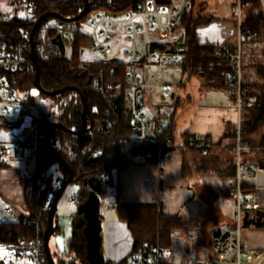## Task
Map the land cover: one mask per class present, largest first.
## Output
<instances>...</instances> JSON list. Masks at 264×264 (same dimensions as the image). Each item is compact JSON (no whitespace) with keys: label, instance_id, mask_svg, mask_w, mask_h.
Listing matches in <instances>:
<instances>
[{"label":"trees","instance_id":"obj_1","mask_svg":"<svg viewBox=\"0 0 264 264\" xmlns=\"http://www.w3.org/2000/svg\"><path fill=\"white\" fill-rule=\"evenodd\" d=\"M27 1L32 5V12L37 18L46 11H57L65 18L72 17L81 11L84 4V0ZM89 1L91 7L88 13L94 10L122 12L135 8L137 4V0ZM240 3L245 10V17L242 19V29L245 34H250L249 37L244 36L245 38L241 42L245 40L256 42L264 49V16H262L259 1L240 0ZM83 17L75 21L54 19L64 26L75 27L83 26L80 22ZM49 18L52 17H47L41 22L33 36L40 67V85L45 90L74 86L83 92L90 109L93 123L89 130L80 135H75L72 132H66L59 128H53L49 134L51 144L64 157L73 171V182L79 185V191L76 194V202L79 203L86 198L89 190L88 185L83 182L84 179L97 176L99 173L107 174V177L101 180L102 194H104L106 187L111 183L113 169H119L122 161L128 160L132 156H139L140 158L146 159L151 158L144 155V150L150 148L151 145L130 138L133 134V129L126 122L127 101L124 97L126 84L123 82L124 86L120 92L109 96L101 93L98 88L92 86L91 82H88V75L95 66L104 64L114 65L116 68L115 74L108 78L115 82L118 80L124 81L123 79L130 63L125 60H94L91 68L86 70L84 74H81L85 62L81 60V55L83 54L84 46L89 42V38L83 34H76L70 47V54H61L58 51L57 45L52 43V39L57 36V29L55 26L46 25V21ZM189 19L186 21L185 12L180 21V28L184 25L183 33L186 36L193 35V21ZM34 22L28 21L23 16L21 9L9 19L0 21V39L6 43L18 40L23 41L28 54L27 60L29 61L31 60L29 58L30 47L28 36ZM45 26L47 27L46 30H42V27ZM43 31L44 36L41 37L40 32ZM179 43L182 45L180 40ZM161 44L150 42L145 52ZM214 49L207 47L204 54L200 52L197 56L194 55L195 57L190 56L189 51L185 49L187 53L186 57H193L194 60L192 59L191 64L198 65L194 68L195 70L192 68L195 72H201L206 75L205 73L208 72V67H212V70H215V72L214 74H209V76H215V79H217V87L221 89H234L225 80V74L230 69L229 65L224 59L214 55ZM257 68L259 75L257 79L254 81L248 80L247 82L242 80L243 95L256 96L254 103L243 104L240 108L241 142L249 147L257 146L260 144L262 138H264V132L260 133L261 128H264V65L258 66ZM33 74V63L32 67L27 70L2 72L1 80L3 83H0V88L1 90L13 89L15 94L21 93L28 98L29 102L36 104V98L31 93L32 89H36L33 85ZM37 92L40 97L47 99L49 102L47 108H41L37 105V115L31 120V124L36 123L40 129L41 144L39 148L41 150L42 148L48 149L46 144V130L49 123L58 122L73 131L81 128L82 103L79 94L73 90H68L54 96L45 95L38 90ZM232 95L234 98L235 89ZM2 99L6 98L1 97ZM8 101L18 102V98L14 97ZM109 105L112 106L114 111L105 113ZM6 116L8 115L0 112V128H3L8 133L10 127L19 123L21 115L17 120H13L10 116V118H7ZM235 138V124H226L223 140L229 152L235 144ZM187 139L190 140V138ZM198 139H192L190 145ZM126 141H131L132 143L126 151H122L121 147ZM173 148L163 149L159 157ZM253 156L257 157L259 154L253 153ZM91 157H96V161H89ZM35 163V172L33 174L21 176L28 208L27 213L24 216L10 221H0V242L9 241L16 243L20 238H31L35 232L33 228L34 221L38 220L43 224L46 223L48 207L51 202V199L48 203L45 202L46 192L49 191L53 182L60 184L66 179L67 175L64 168L58 164L52 152L49 158H42L38 154ZM53 163L56 164V167L61 173L60 177L56 179L53 178L50 172V166ZM226 163L228 165V173L233 174L235 170L233 159L227 160ZM256 163L264 165V161L260 160V158ZM115 208L118 216L126 223L133 238L131 250L128 255L137 248H147L151 245H158L164 250L169 244L171 229L180 223V218L177 215L164 214L158 207L151 204H117ZM80 220L81 215L76 212L73 215V226L69 241V251L72 256L68 261L59 260L62 264H87L85 261V239L82 233L83 224L79 225L78 223ZM241 224L243 228L264 229V210L243 211ZM57 230H59V225L55 219V231ZM105 264L109 263L105 262Z\"/></svg>","mask_w":264,"mask_h":264},{"label":"crops","instance_id":"obj_2","mask_svg":"<svg viewBox=\"0 0 264 264\" xmlns=\"http://www.w3.org/2000/svg\"><path fill=\"white\" fill-rule=\"evenodd\" d=\"M208 1L191 0L192 7L186 12V21L188 18L193 21L192 36L183 33L184 25L180 28L179 40L193 57L200 52L204 54L207 47L214 49L222 44H231L236 38L234 4L237 0ZM22 3V0H0V21L16 14ZM215 12L217 13L214 14ZM244 17L245 10L242 7L241 18ZM145 29L147 30L144 28L139 32L138 42ZM150 32L155 34V38L150 42H164L161 33ZM240 46L242 80L254 81L252 73L256 72L258 75L257 67L264 65V49L258 43L249 40L241 42ZM193 57L181 59L179 65L184 74L188 72L189 77H196L195 93L186 95L185 98H181L180 95L175 97L176 93H173L170 87L169 92L164 93L161 85V100H165V96L171 93L172 102L167 103L173 105L172 112L169 111L170 119L165 117L159 105L148 106L152 86L144 80L141 110L143 111L146 103L147 112L143 111L144 114L162 122L173 141L174 148L161 157L146 159L132 156L122 161L119 169H113L111 183L100 196L101 203L115 209L113 210L116 215L115 225L118 227L113 246L119 253L117 258L122 256L126 258L133 242L126 223L117 214L115 208L117 204H151L164 214L177 215L180 218V223L171 229L169 244L164 249L163 264H190L195 260H208L212 256L209 243L210 229L217 224H232L235 221V200L226 192L227 187L233 182L235 173V170L233 174L228 173L226 163L227 160L233 159V153L225 146L223 133L226 124H236L240 115L235 97L233 98L229 88L217 87L215 76H209L211 73L214 74L215 70L208 67L206 75L195 72L194 68L198 65L191 64ZM180 84L185 88V83ZM210 93L224 94H214L216 95L214 101L215 96ZM178 108L179 112L176 114ZM198 138L208 140L212 148L201 151L190 145L192 139ZM35 165V159L0 158V209L5 203H10L14 209L13 219L27 213L21 176L33 174ZM261 193L264 194V191ZM79 203L76 202L74 205L78 206ZM227 204L228 209H225L224 205ZM103 218L104 215L101 216V219ZM56 221L59 225L58 219ZM122 227L126 230H122ZM241 237L244 249L264 252V229L242 226ZM110 254L112 257L116 256L111 252ZM2 261L0 260V263Z\"/></svg>","mask_w":264,"mask_h":264},{"label":"built area","instance_id":"obj_3","mask_svg":"<svg viewBox=\"0 0 264 264\" xmlns=\"http://www.w3.org/2000/svg\"><path fill=\"white\" fill-rule=\"evenodd\" d=\"M258 1L264 16V0ZM191 7V0H137L136 7L131 10L122 12L94 10L90 12L83 26L68 27L59 22L51 25L56 27L64 49L65 46L71 47L76 34H83L89 38L90 49L102 56L98 60H125L130 63L124 81L115 82L108 78L116 72L114 65H96L88 76L91 77L90 82L94 88H98L101 93L109 96L119 93L126 84L124 97L127 101V112L130 113V127L133 129L130 138L151 145L144 150V155L147 157H159L163 149L174 147V145L162 122L147 117L141 110L145 82L134 68L145 63L164 66L180 64L181 59L187 55L185 48L179 43L180 21L183 14ZM234 10L236 13L235 41L217 46L214 49V55L224 59L229 65L230 69L225 74V80L235 89V104L240 115L241 105L254 103L256 96L243 95L240 45L242 38L249 37L250 34H245L242 29L240 0H237ZM21 12L28 21H36L37 17L32 12V5L27 0L23 1ZM46 28V26L42 27V30ZM144 28L161 33L164 36V42L145 52L138 44L139 32ZM116 33L124 37L123 57H119L116 53L109 55L113 49L112 41ZM27 57L23 41L6 43L0 39V83H3L2 72L30 69L32 62L27 60ZM141 57H144L142 62L139 61ZM94 60L96 59L84 62L81 74L91 68ZM163 91L168 93L169 87L163 85ZM1 97L6 98L4 99L6 104L0 108V112L7 114L13 120L19 119L22 113L21 104L8 101L15 97L14 90L0 88V100ZM113 111L112 106L109 105L105 113ZM235 126V144L231 147L235 173L233 182L227 187L226 192L235 200L236 218L232 224L214 225L209 231L212 256L208 260L191 261L190 264H240V254L243 249L241 215L243 211L264 210V194L261 193L264 191V165L256 163L259 158L264 161V138L257 146L249 147L241 142L240 117ZM40 144V129L36 123H33L29 133L17 131L8 132L5 138L0 136V158L30 160L36 159L38 154L42 158H49L51 151L45 148L40 150ZM192 146L201 151L212 148V144L204 138L196 140ZM253 153H258L259 156L255 157ZM97 177L102 180L107 177V174L99 173ZM58 186L57 182L51 184L46 203L50 201ZM77 193L68 197V204L76 203ZM13 210L10 203H5L0 209L2 220H12ZM44 226L45 224L36 220L33 223L35 232L31 238H20L16 243L0 242L6 250V260L2 261L3 264H49L42 239ZM164 257V250L160 246L151 245L133 250L121 264H163Z\"/></svg>","mask_w":264,"mask_h":264},{"label":"rangeland","instance_id":"obj_4","mask_svg":"<svg viewBox=\"0 0 264 264\" xmlns=\"http://www.w3.org/2000/svg\"><path fill=\"white\" fill-rule=\"evenodd\" d=\"M206 2L208 0H205ZM210 2V1H208ZM222 8L224 6H221ZM215 12L214 14H216ZM90 15V12L86 13L85 16L80 20V22L85 25L86 18ZM55 22V19L49 18L46 21L47 26H51ZM40 36H44V31L40 32ZM155 38V34L153 32L148 31V29L144 30L140 35V40L138 42L139 46L144 49L148 46V43L150 40ZM168 39V38H167ZM124 46V37L123 35L115 34L114 40L112 41V51L109 55L113 53H117L119 57H123L122 55V48ZM65 54H70V47L65 46ZM102 56L97 54L96 52L92 51L90 47L87 45L84 46V52L81 55V60H92V59H101ZM135 71L138 73H141L143 75V78L146 83L149 84V86H152V91L150 96V100L147 103L148 106H155L159 105L162 112L164 113L165 117L167 119H170V110L172 112V104L169 105L167 103H171L172 99L170 97V94L165 96V100H161L160 93H161V85H168L170 87V90H172L173 93H176L175 97H178L179 95L181 98H185L186 95H191L192 93L196 92V77L194 76H188L189 73L186 72V74L183 73L182 67L180 65H173V66H164V65H157V64H150L145 63L142 65H138L135 68ZM251 75V74H250ZM253 79L257 78L256 72L252 73ZM246 77V76H245ZM244 77V78H245ZM251 77V78H252ZM253 81V80H252ZM185 83V88L180 84ZM231 93L234 91L233 88L228 89ZM31 93L36 98V104H33L28 101V98L21 94L16 93L15 97L18 98V102L22 106V114L21 119L18 124L12 126L9 128V132H17V131H24L29 132L31 130V120L33 117L37 115V108L38 105L41 108H47L49 106V102L47 99L40 97L38 95V92L36 89H32ZM213 94L214 101L216 98V95L214 94H224V93H210ZM6 104V101L4 99L0 100V108L3 107ZM147 104L145 103L143 111L146 113L145 110L147 107ZM169 105V106H168ZM146 106V107H145ZM179 112V108L176 110V114ZM175 114V116H176ZM264 132V128H261L260 133ZM0 136L2 138H5L7 136V133L3 128H0ZM131 141H126L122 147V151H126L129 146L131 145ZM50 172L53 175V178L56 179L60 177L61 173L59 169L56 167V164H52L50 166ZM97 177V176H96ZM79 191V185L76 182H71L66 185V187L63 189L58 201H57V209H56V217L55 219L59 221V230L55 231L49 240V249L51 254L53 255L55 260H70L72 254L69 251V241H70V235H71V229L73 226V215L76 213L77 205H69L68 204V197L72 194H75ZM48 198V192H46L45 195V202ZM44 202V203H45ZM229 204L224 205L225 209H228ZM114 207H106L105 203H101L99 206V214H100V252L105 260V262H108L109 264H120V262L124 259L122 257H118V252H116L113 243H114V236L115 232L117 230L116 224V215H115ZM104 215V218L101 219V216ZM122 230H126L125 227H122ZM127 232V231H126ZM120 251V250H119ZM111 253H113L114 257L110 256ZM121 252V251H120ZM110 254V255H109ZM110 259V260H109ZM0 260L5 261L6 260V250L0 245ZM240 264H264V252L262 250H250V249H242V252L240 254Z\"/></svg>","mask_w":264,"mask_h":264},{"label":"water","instance_id":"obj_5","mask_svg":"<svg viewBox=\"0 0 264 264\" xmlns=\"http://www.w3.org/2000/svg\"><path fill=\"white\" fill-rule=\"evenodd\" d=\"M90 7H91L90 1L84 0V4H83L81 11L75 16L68 17V18L63 17L57 11H46L40 16H38L28 36V42H29V47H30L29 58L34 65V74H33L34 87L41 93L48 95V96H54L57 94H62L68 90H73L79 94V97L82 103V112H81L82 126L79 130L77 131L70 130L66 128L63 124L58 123V122L49 123L47 126V130H46L47 147L55 155L58 164L64 168L66 175H67L66 179L59 184V186L57 187V189L55 190L51 198V202L48 207L46 223L42 230L44 250H45V254H46L47 261L49 264H62L61 261L55 260L53 255L51 254L50 249H49V240H50L51 235L55 232V213L57 209V201L63 189L66 187V185L73 182L74 180L73 171L71 167L67 164L64 157L51 144L49 134L53 128H59L63 131L72 132L75 135H80L83 132L89 130L93 123H92V117L90 114V109L87 104L84 93L78 90L76 87L64 86V87L57 88L54 90H45L41 87L40 82H39L40 67H39V63L37 59V53L35 50V42H34L33 36L35 32L38 30L39 25L45 18L53 17V18H57L63 21H75L78 18L83 17L90 10ZM52 43L57 45L58 51L61 54H65L63 42L59 35H57L56 38L52 39ZM143 60H144V57H141L139 61L142 62ZM90 81H91V77L88 76V82ZM126 122L128 126H130L129 111L127 112ZM96 159H97L96 157H91L89 161H96ZM83 182L88 185L89 190H88L86 198L78 204L76 212L81 215V220L78 222L79 225L83 224L82 233L85 239V261L87 264H105V260L100 252V236H99V232H100L99 206L101 203L100 196L102 194L101 180L96 176H91L89 178L84 179ZM0 264H3V262H1Z\"/></svg>","mask_w":264,"mask_h":264}]
</instances>
